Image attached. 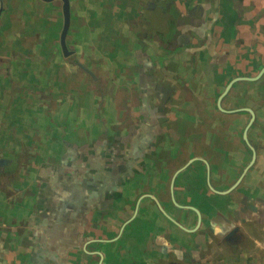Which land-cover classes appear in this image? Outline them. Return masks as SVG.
<instances>
[{"label": "crops", "instance_id": "0c3cea01", "mask_svg": "<svg viewBox=\"0 0 264 264\" xmlns=\"http://www.w3.org/2000/svg\"><path fill=\"white\" fill-rule=\"evenodd\" d=\"M114 3L123 19L112 18V27L126 30L128 40L119 50L128 67L136 69L134 95L142 101L139 114L144 118L161 114L157 105L174 100L178 84H194L199 77L202 84L216 87L215 94L232 79L253 70L257 75L264 67V0ZM105 5L104 0H79L87 21L80 38L92 31L90 18L102 25ZM187 73L190 80L181 81ZM110 142H64L56 161L27 168L33 182L24 184L23 176L7 173L12 165L17 171L19 157L11 161L0 154V264H117L123 252L116 250L120 229L134 219L141 220L142 229L154 223L160 228L150 232L143 250L157 264H264V156L256 141L250 140L257 149L255 170L227 194L219 192L236 182L246 163L239 169L230 160L221 165L214 157L196 156L198 143L191 140L158 146L175 151L167 160L152 151L156 160L149 166L164 164L168 170H148L139 185L119 186ZM179 149L183 151L176 153ZM154 174L157 184L149 180ZM135 194L137 202L142 196L136 214ZM145 194L156 196L168 219ZM181 208L191 209L192 216L182 217ZM125 254L127 262L134 260Z\"/></svg>", "mask_w": 264, "mask_h": 264}, {"label": "rangeland", "instance_id": "374dc122", "mask_svg": "<svg viewBox=\"0 0 264 264\" xmlns=\"http://www.w3.org/2000/svg\"><path fill=\"white\" fill-rule=\"evenodd\" d=\"M69 3L71 21L65 38L68 55L64 56L60 47L63 28L60 0H0V154L11 161L19 157L21 167L17 166L15 171L12 165L8 174L17 173L18 177L23 176V184L30 183L28 174L33 172H27V168L56 161L64 150V142L67 145L82 142L95 145L111 141L113 145L127 140L144 120H151L157 127L152 141L157 140L158 146L168 141L172 144L185 140L207 143L210 157L221 165L222 157H225V164L230 160L231 167L243 169V162L235 158L243 152H240L243 148L241 131L250 119L249 113L218 112L216 101L221 91L214 94V85L202 84L201 79L195 77L194 84L174 87L177 90L174 100L157 105L161 114L166 115L159 120L165 130L160 135L159 124L153 116L144 119L139 114L142 101L134 95L138 91L136 69L128 67L126 54L119 50L125 48L128 36L125 29L112 27V18L123 19L115 11L114 0H104L107 3L104 7L106 19L102 25L98 22L95 25L93 17L90 18L92 31L87 29L82 38L78 34L87 25L83 19L86 14L80 8L79 0H69ZM256 73L255 70L248 71L246 77H254ZM188 75L182 74L180 80L188 82ZM220 106L225 110H252L254 121L247 138L256 141L260 155L264 156V74L257 81L234 83ZM206 151L204 145L194 148L193 153L200 155ZM174 152L165 148L156 149L154 154L157 159H169ZM245 155L249 153L246 151ZM247 161L248 157L246 164ZM255 163L240 181L242 186L250 179ZM160 167L164 164L155 165L154 172ZM156 175L149 177L150 183L157 184ZM147 178L141 177L142 180ZM141 191L140 188L136 194ZM137 195L131 198L132 204ZM139 222L140 219H134L122 231L116 248L118 252L123 251L120 254L122 260L117 264L158 263L149 261L150 257L143 250L150 232L160 228L154 223L152 227L142 229ZM129 234L133 239H127ZM125 252H130L134 260L127 262Z\"/></svg>", "mask_w": 264, "mask_h": 264}, {"label": "flooded vegetation", "instance_id": "af4514ba", "mask_svg": "<svg viewBox=\"0 0 264 264\" xmlns=\"http://www.w3.org/2000/svg\"><path fill=\"white\" fill-rule=\"evenodd\" d=\"M219 96H218V98H219ZM218 98H217V101H218ZM223 98H222V100H223ZM217 101H216V105H217ZM221 101H220V104H221ZM246 109H248V108H239V109H233V110H225L222 108V110H220L217 106V111L222 112L224 114H235V113L240 114L241 112L249 113L248 111H246ZM161 117H166V115L165 114H159L157 116H154L156 123L159 124V120ZM250 119H251V114H250ZM250 119L248 120V123H249ZM142 123L143 124H140L139 126L137 125V127H136L137 131L135 133L129 134L127 140H123V141L114 143L113 145L109 146V148H108V152H110L112 155L111 160H112L113 172L114 173H120L121 179L119 180V184H118L119 186L125 187L127 185H131V183H133V184L138 183V185H139L140 184L139 179H138L139 177L148 176V170H150V172L156 171V169H154L155 166L154 167L149 166V162L151 160H156L155 158H152L151 153H152V151H155L156 148L158 147L157 140H155V142L152 141V139L154 138V135H152V134L155 133V135H156V132H157L156 128L157 127H155L154 122H152L151 120L146 121V122L144 120V122H142ZM248 123H247V125H248ZM247 125H244L242 128V131H241L242 132V137H241L242 141L241 142H242L243 148H240V147L239 148H240V152H242V151L243 152H242V154H240V156H238L237 159L235 158V160L246 163V160L248 157V161H247L246 166L250 163V161L252 159V155H253L251 148L248 146V144L246 143V141L243 138V134H244V131H245ZM251 126H252V124H251ZM158 127L160 129L159 130L160 135H161V133L162 134L165 133V130L162 129L160 124ZM250 127H249V129H250ZM249 129H248V131H249ZM238 130H241V127H239ZM248 131H247V134H248ZM247 140H248V138H247ZM168 142H169V144H168ZM168 142H161V146L171 145V142L170 141H168ZM248 143L255 151V161H256V158L258 157L257 156V149L250 143V140H248ZM208 145L209 144L206 145V148H207L206 154L202 153L199 155L196 153L195 155L196 156H202V157L210 156L209 155L210 150H209ZM201 146L204 147L203 144L199 145V143H198V145H196L195 148L199 149V148H201ZM245 150L249 153V155H247V156L245 155V153H246ZM180 151H182V149L177 150L176 153H178ZM222 158L225 159V157H222ZM167 159H165V160H167ZM203 160H205V159H203ZM255 161H254V163H255ZM153 163L154 162H152V164ZM245 167H244V169H245ZM159 169L160 170L157 171V173L168 170L166 168V166L159 168ZM243 170H242V172H243ZM242 172L240 173L238 178L241 176ZM121 197L122 196H120L118 199L121 200ZM144 199L148 200L150 203L154 204L159 209V205H160L159 203L160 202L158 201L156 196H153L150 194H145ZM136 205H137V200H136V203L134 204V209L136 208ZM160 207H161V205H160ZM180 210H181V216L182 217L189 219V217L192 216L191 213L193 211L191 209L181 208ZM159 211L161 212V214H163L160 209H159ZM163 215L168 219V217L165 214H163ZM197 219H198V217H197ZM168 264H176V263L175 262H169Z\"/></svg>", "mask_w": 264, "mask_h": 264}, {"label": "water", "instance_id": "95a60500", "mask_svg": "<svg viewBox=\"0 0 264 264\" xmlns=\"http://www.w3.org/2000/svg\"><path fill=\"white\" fill-rule=\"evenodd\" d=\"M43 2H52V1H55V0H41ZM62 2V14H63V28H62V31H61V34H60V47H61V50L64 54V56L68 55V50L66 48V44H65V38H66V35H67V32H68V29H69V26H70V18H71V14H70V3H69V0H60ZM79 66L86 72H88L89 74L92 75V73L85 67H83L82 65L79 64ZM264 74V67H262L260 69V71L258 72V74L254 77H238V78H235V79H232L228 84L227 86L225 87L224 91L222 92V94L219 96L218 98V101H217V106L220 110H222L221 106H220V101L222 100V98L224 96L227 95V93L229 92L230 88L232 87V85L238 81H257L258 79H260L262 77V75ZM246 111H248L250 114H251V119L248 123V125L246 126V129L244 131V134H243V138L244 140L246 141V143L248 144V146L251 148L252 152H253V155H252V159L250 161V163L245 167V169L243 170L241 176L236 180V182L227 190V191H224V192H219L221 194H227L229 193L230 191L234 190L240 183V181L242 180L243 176L245 175V173L251 168V166L254 164V161H255V151L254 149L249 145L248 143V140H247V131L249 129V127L251 126L253 120H254V114L253 112L250 110V109H246ZM192 162V161H190ZM189 162V163H190ZM178 172H176L177 174ZM175 174V175H176ZM174 181V179H173ZM172 181V183H173ZM210 186V184H209ZM210 188L212 189V187L210 186ZM142 198V197H141ZM140 198V199H141ZM140 199L138 200L137 202V205H136V208H135V214H136V211L138 209V203L140 201ZM158 204V203H157ZM159 209L162 211L163 214L166 215V213L163 212L162 208L160 207L159 205ZM195 212L197 213V217H198V222L200 223L201 221V218H200V213L198 212V210L194 209ZM129 221H127L126 223L122 224V227L120 229V234L122 233L124 227L126 226V224H128ZM97 255L100 256V258H102V255L97 252Z\"/></svg>", "mask_w": 264, "mask_h": 264}]
</instances>
